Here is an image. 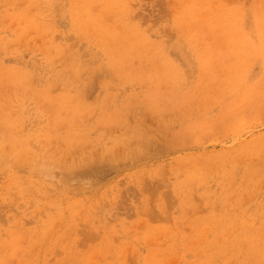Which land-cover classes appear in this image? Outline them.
Returning a JSON list of instances; mask_svg holds the SVG:
<instances>
[{"label":"rangeland","instance_id":"rangeland-1","mask_svg":"<svg viewBox=\"0 0 264 264\" xmlns=\"http://www.w3.org/2000/svg\"><path fill=\"white\" fill-rule=\"evenodd\" d=\"M0 264H264V0H0Z\"/></svg>","mask_w":264,"mask_h":264}]
</instances>
